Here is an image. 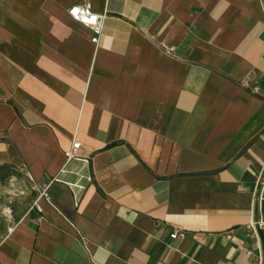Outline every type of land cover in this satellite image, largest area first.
I'll return each instance as SVG.
<instances>
[{
    "label": "crops",
    "instance_id": "crops-1",
    "mask_svg": "<svg viewBox=\"0 0 264 264\" xmlns=\"http://www.w3.org/2000/svg\"><path fill=\"white\" fill-rule=\"evenodd\" d=\"M0 167V264H264V0H0Z\"/></svg>",
    "mask_w": 264,
    "mask_h": 264
},
{
    "label": "rangeland",
    "instance_id": "rangeland-1",
    "mask_svg": "<svg viewBox=\"0 0 264 264\" xmlns=\"http://www.w3.org/2000/svg\"><path fill=\"white\" fill-rule=\"evenodd\" d=\"M22 180L17 169L0 167V234L16 218L18 209L30 202L32 190L29 185L22 184Z\"/></svg>",
    "mask_w": 264,
    "mask_h": 264
},
{
    "label": "built area",
    "instance_id": "built-area-1",
    "mask_svg": "<svg viewBox=\"0 0 264 264\" xmlns=\"http://www.w3.org/2000/svg\"><path fill=\"white\" fill-rule=\"evenodd\" d=\"M69 15L71 18L76 21L81 23L82 25L88 27L91 29L93 32V43L97 44L101 38V35L103 33V23H104V15L98 14L94 12L89 6H73L69 10ZM81 144L77 141L73 142L72 148L65 153V158H66V164H69L73 160L79 159V156L77 154L78 150L80 149ZM88 181L91 182L92 179L89 177ZM73 187H76L80 190H84L85 186L83 185H70ZM43 196H46L44 193ZM78 206V202L76 204ZM258 225V224H257ZM173 239H176L179 237L178 233H174L171 236Z\"/></svg>",
    "mask_w": 264,
    "mask_h": 264
}]
</instances>
